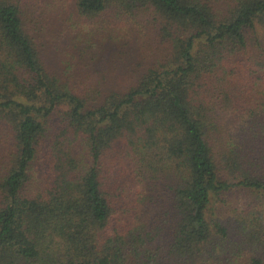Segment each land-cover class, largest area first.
<instances>
[{
  "label": "trees",
  "instance_id": "trees-1",
  "mask_svg": "<svg viewBox=\"0 0 264 264\" xmlns=\"http://www.w3.org/2000/svg\"><path fill=\"white\" fill-rule=\"evenodd\" d=\"M109 13L145 17L166 57L125 92L51 73L42 42ZM253 76L264 0H0V264H264Z\"/></svg>",
  "mask_w": 264,
  "mask_h": 264
},
{
  "label": "rangeland",
  "instance_id": "rangeland-1",
  "mask_svg": "<svg viewBox=\"0 0 264 264\" xmlns=\"http://www.w3.org/2000/svg\"><path fill=\"white\" fill-rule=\"evenodd\" d=\"M113 13L104 14L100 21L80 34L81 42L67 35L58 41H41L45 65L62 81H69L74 86H97L92 91L107 93L109 91L125 92L135 86L138 79L152 67L156 60L165 58L167 49L159 41L155 29L144 24L145 17H127L124 23H114ZM69 49H64V42ZM86 41V42H85ZM56 44V47L52 45ZM72 57L74 59L72 60ZM71 66L69 75L64 76V68ZM255 82V76L250 83ZM253 88L264 89V80ZM94 96V95H93ZM92 99V98H91ZM11 135L0 117V175L6 166L11 150ZM40 174L47 172L44 160L38 163Z\"/></svg>",
  "mask_w": 264,
  "mask_h": 264
}]
</instances>
